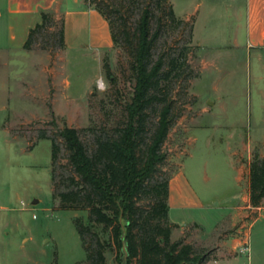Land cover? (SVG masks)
Wrapping results in <instances>:
<instances>
[{
    "label": "rangeland",
    "instance_id": "1",
    "mask_svg": "<svg viewBox=\"0 0 264 264\" xmlns=\"http://www.w3.org/2000/svg\"><path fill=\"white\" fill-rule=\"evenodd\" d=\"M96 2L113 18L118 34L126 30L132 42L143 9L151 7L154 30L160 24L153 62L188 51L189 66L164 90L174 123L163 146L167 160L161 168L171 176L170 186L186 180L211 207L170 210V221L178 224L172 241L183 240L195 252L208 254L205 264H236L238 259L249 264L248 252L232 260L218 257L215 262L214 257L236 238L244 241L238 252L256 215L245 206L250 163L255 154L264 157L263 48L233 46L231 0H168L162 6L158 0ZM82 3L84 8L96 6ZM198 5L197 15L187 24L178 26L168 19L169 6L184 19L182 15ZM5 9L6 0H0V264H89L75 224L76 219L89 224V211L57 208L52 141L41 137L58 140L61 162L69 170L61 129L77 128L92 149L94 131L111 133L122 126L135 86L132 50L97 40L93 19L76 21L77 43L67 49H55L58 37L49 35L40 37L32 50L10 49ZM53 12L58 25L49 32L60 29L64 6ZM150 114L152 120L156 113ZM233 185L239 203L229 213ZM95 229L113 244L105 253L106 264H122L112 229ZM257 237L254 233L251 264H256Z\"/></svg>",
    "mask_w": 264,
    "mask_h": 264
},
{
    "label": "trees",
    "instance_id": "2",
    "mask_svg": "<svg viewBox=\"0 0 264 264\" xmlns=\"http://www.w3.org/2000/svg\"><path fill=\"white\" fill-rule=\"evenodd\" d=\"M85 1L90 5L97 3ZM167 1L158 0V4L162 6ZM95 9L108 21L113 43L125 44L132 50L135 86L126 105L124 124L111 133L94 131L92 149L77 128L65 126L59 131L68 151L69 170L61 162L58 140L42 135L52 141V183L57 208L89 211V224L75 221L89 264H106L105 253L113 245L95 229L96 225L102 226L104 232L112 229L111 238L121 250V261L126 242L128 264H205L210 260L208 254L195 252L183 240L172 241L178 224L170 221L171 176L161 168L167 160L163 146L174 123L170 96L164 90L172 77L180 75L181 68L189 66L188 51L184 49L179 57L160 56L153 62L160 24L154 30V14L149 6L143 9L133 42L126 30L118 34L113 18L101 6L96 4ZM54 14L42 12L41 22L29 31L25 50H32L44 35L57 36L53 47L66 49L65 17L57 32H49L58 25ZM167 15L178 26L188 23L178 18L171 6ZM104 67L112 78L110 65L106 63ZM151 110L156 113L152 120ZM249 171L250 202L254 207L263 206L264 157L255 154ZM143 200L147 204H141Z\"/></svg>",
    "mask_w": 264,
    "mask_h": 264
},
{
    "label": "crops",
    "instance_id": "3",
    "mask_svg": "<svg viewBox=\"0 0 264 264\" xmlns=\"http://www.w3.org/2000/svg\"><path fill=\"white\" fill-rule=\"evenodd\" d=\"M6 0L4 22L5 31L8 36V44L10 49H24V44L28 38L29 31L41 22L43 11H57L59 5L64 6L65 30H66V49L71 44L77 43V32L75 30L76 21L83 19L89 21L93 19L97 23L96 39L109 40L108 45L112 43L110 26L108 21L94 7L84 8L82 0ZM199 5L192 11L184 13L182 17L186 20L197 15ZM231 15L235 22L234 47L245 46L248 50L254 51L253 48H263L264 50V0H231ZM3 12L0 10V17ZM196 30V22H195ZM179 179V178H178ZM178 185L173 181L170 186V210L187 208H206V201L197 194V191L190 184L182 179L178 180ZM237 181V180H236ZM231 197V207L229 213L233 209L238 208V192L234 191ZM236 189V188H235ZM248 204L245 206L247 212L256 213L250 227L246 232V243L249 246V264H251L254 243L253 235L256 233L258 240L256 242L255 259L256 264H264V205L254 207L250 202L249 190L247 194ZM211 207V206H207ZM219 221V220H218ZM218 221L216 223H218ZM197 222V221H192ZM200 223V222H198ZM256 231V232H254ZM254 232V233H253ZM242 239L236 238L215 254L214 261L218 257L223 260H232L237 258V247L243 244ZM253 246V247H252ZM29 264V263H28ZM236 264H242L238 259Z\"/></svg>",
    "mask_w": 264,
    "mask_h": 264
},
{
    "label": "water",
    "instance_id": "4",
    "mask_svg": "<svg viewBox=\"0 0 264 264\" xmlns=\"http://www.w3.org/2000/svg\"><path fill=\"white\" fill-rule=\"evenodd\" d=\"M128 257H129V252H128L127 244L126 242H124L122 264H128Z\"/></svg>",
    "mask_w": 264,
    "mask_h": 264
},
{
    "label": "built area",
    "instance_id": "5",
    "mask_svg": "<svg viewBox=\"0 0 264 264\" xmlns=\"http://www.w3.org/2000/svg\"><path fill=\"white\" fill-rule=\"evenodd\" d=\"M241 253H247L249 251V246L246 243L240 250Z\"/></svg>",
    "mask_w": 264,
    "mask_h": 264
}]
</instances>
